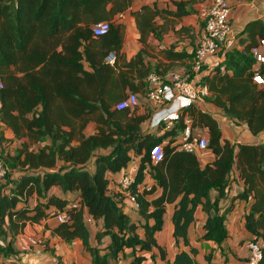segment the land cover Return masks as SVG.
<instances>
[{
    "label": "trees",
    "instance_id": "obj_1",
    "mask_svg": "<svg viewBox=\"0 0 264 264\" xmlns=\"http://www.w3.org/2000/svg\"><path fill=\"white\" fill-rule=\"evenodd\" d=\"M131 2L0 0V77L4 84L0 129H10L22 141L5 162L9 168H19L20 177L12 185L4 184L9 173L0 180V259L16 256V237L28 225L52 217L54 211H66L71 220L58 223L52 233L66 242L80 240L92 264H105L106 259L120 264L127 249H131V264H143L148 259L145 253L154 257L155 249L166 260L156 233L164 227L168 204L175 205L172 221L177 244L190 245L188 230L199 206L207 214L203 239L221 244L228 237L226 219L233 203L225 211L219 203L227 196L234 168L245 185L236 199H254L246 214V227L255 235L253 240H264V144L223 141L218 121L194 104L159 136L142 129L150 115L116 108L130 93L148 89L150 74L166 75L171 70L146 64L144 48L130 60L122 53L123 28L111 20ZM175 13L181 16L187 11L179 8ZM136 16L142 41L149 28L160 37L149 25L154 16L149 7ZM104 21L110 22V30L95 36L94 25ZM245 32L246 47L227 51L224 61L201 84L210 91L206 100L258 134L264 131V86L253 81L251 50L264 38L263 21L250 22ZM110 54L115 55L113 63L108 61ZM185 114L193 119L196 131L208 129L209 149L216 156L212 164L202 166L197 153L176 144L185 127ZM157 144L163 146L164 158L154 164L149 150ZM132 153L141 156L132 186L140 215L137 222L124 212L122 200L110 194L109 174L128 168ZM54 187L77 195L74 200L62 198L51 193ZM212 190L217 192L214 201ZM34 198L37 201L31 204ZM86 215L97 223L102 221L94 235ZM197 254L195 247L181 249L173 264H200ZM58 260L64 264L60 257ZM207 260L210 262V254ZM260 264H264V247Z\"/></svg>",
    "mask_w": 264,
    "mask_h": 264
},
{
    "label": "crops",
    "instance_id": "obj_2",
    "mask_svg": "<svg viewBox=\"0 0 264 264\" xmlns=\"http://www.w3.org/2000/svg\"><path fill=\"white\" fill-rule=\"evenodd\" d=\"M228 1L231 6L230 21L233 27V35L218 55L207 58L203 72L197 76L201 81L211 69L224 61L227 51L234 49L243 50L246 47L249 40L245 29L250 22L262 20L264 23V0ZM178 3L181 5L178 6ZM206 3L207 0H132L124 12L117 13L111 20V23L119 24L123 28L124 43L122 53L127 60H130L144 48L147 51L145 62L152 66L153 69L159 67L161 70L171 69L169 72L174 70L191 73L192 60L204 33L205 23L200 11ZM144 7H149L154 12L153 18L149 20V25L154 27V31L159 33L160 37L155 32L150 31L151 28H149L145 33V41H142V33L138 27L136 13L141 12ZM179 8L187 11V13L181 16L177 15L175 12ZM135 81H139L137 76ZM137 92L140 104L136 109L130 111L134 114L137 112L138 114L145 113L150 115L142 123L144 132H150L157 136L163 134V130L151 124L156 112L160 109V105L148 99L147 86L144 90ZM194 105L208 112L218 121L222 130L223 141L229 140L233 144H264V131L254 134L247 123L237 121L212 102L200 99ZM3 131L6 137L16 139L10 129ZM203 132L209 137L207 128H204ZM181 136L182 133H179L176 144L180 143ZM19 141L22 144V141ZM42 145L43 143L35 145L34 149ZM197 155L202 166L209 163L212 164L216 158L211 149L197 153ZM140 160L141 156L132 153V161L128 168L116 174H109L111 180L110 194L122 200L124 212L128 214L132 221L136 222L140 219L138 205L130 202L122 194L119 181L131 167H138ZM90 168L93 170L94 166H90ZM229 176L230 182L227 196L219 203L221 211H225L233 203V208L228 212L226 219L228 237L221 244L203 239L207 214L199 206L195 213V221L188 230L190 245H186L183 241L177 244L173 236L174 223L172 221L175 205L168 204L164 216V227L156 233V239L165 249L167 258L162 260L159 250L155 249L154 257L151 256V252L145 253L148 259L143 264H173L176 253L179 250L190 251L191 247L198 248L196 259L200 264H247L249 255L248 242L253 240L255 235L249 232L246 227V214L249 212L254 199L253 197L248 200L236 199V196L245 189L244 181L240 178L237 168H234ZM147 183H152L151 178L147 177ZM51 193L70 200H74L77 195L76 193L65 194L59 187H54ZM210 193L211 199L214 201L217 197V192L212 190ZM36 201V198L32 199L31 204ZM57 224L56 218L50 217L39 224L28 225L25 232L15 239L14 248L17 251V255L1 258L0 264H58L59 257L64 264H92V257L84 249L80 240L66 242L52 233L51 228ZM101 227L102 221L88 226L92 235L98 232ZM138 232L143 236V229L140 228ZM109 240L108 236L104 239V242L107 243ZM130 253L131 249H127L126 256H122L120 264H131L132 257L129 256ZM209 254L211 255L210 262L207 260Z\"/></svg>",
    "mask_w": 264,
    "mask_h": 264
},
{
    "label": "built area",
    "instance_id": "obj_3",
    "mask_svg": "<svg viewBox=\"0 0 264 264\" xmlns=\"http://www.w3.org/2000/svg\"><path fill=\"white\" fill-rule=\"evenodd\" d=\"M200 14L204 20L205 28L199 46L194 54L191 73L171 71L166 75L152 73L148 77L147 97L150 101L159 104L160 109L156 112L151 124L160 130L173 127L179 120L183 110L195 104L200 99L210 95L206 85L201 84L197 76L203 72L206 60L210 56H216L222 51L233 35V27L230 21L231 6L228 0H207ZM110 30V22H100L93 27L94 35L101 36ZM251 54L255 59L253 81L264 86V38L252 47ZM108 61L113 63L115 55L110 54ZM4 87L0 77V90ZM137 93H130L121 100L116 108L119 110H134L139 106ZM185 127L182 132L180 148L190 152L200 153L209 150V137L205 132L196 131L193 127V119L190 115L184 116ZM151 161L157 164L164 158V150L161 144L153 145L149 150ZM138 167H131L124 173L119 181L120 191L130 202L135 203L136 196L132 192ZM9 173V167L0 156V180H5ZM139 188H141L139 186ZM52 217L58 223L70 222L71 217L66 211L52 212ZM87 225H94L96 220L91 215H86ZM264 240H251L248 242L247 264H260L263 257Z\"/></svg>",
    "mask_w": 264,
    "mask_h": 264
},
{
    "label": "rangeland",
    "instance_id": "obj_4",
    "mask_svg": "<svg viewBox=\"0 0 264 264\" xmlns=\"http://www.w3.org/2000/svg\"><path fill=\"white\" fill-rule=\"evenodd\" d=\"M89 130L91 131V128ZM0 132H1L0 133V156L4 160V162H7L16 153L17 149L21 145V142L13 138L6 137L2 129H0ZM38 148H39L38 146L35 147V149H38ZM7 166L9 167V165ZM20 171L21 170L19 168L12 169L10 167L8 179L4 184L12 185V183L19 178L21 174ZM259 240H262V239H259ZM105 264H111V262H109V259H106Z\"/></svg>",
    "mask_w": 264,
    "mask_h": 264
}]
</instances>
